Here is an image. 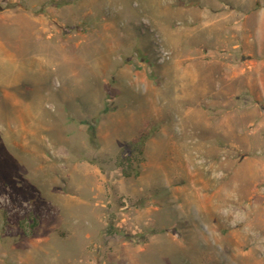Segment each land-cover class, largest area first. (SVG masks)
Returning a JSON list of instances; mask_svg holds the SVG:
<instances>
[{
    "label": "rangeland",
    "instance_id": "374dc122",
    "mask_svg": "<svg viewBox=\"0 0 264 264\" xmlns=\"http://www.w3.org/2000/svg\"><path fill=\"white\" fill-rule=\"evenodd\" d=\"M261 5L0 0V264H264Z\"/></svg>",
    "mask_w": 264,
    "mask_h": 264
},
{
    "label": "crops",
    "instance_id": "0c3cea01",
    "mask_svg": "<svg viewBox=\"0 0 264 264\" xmlns=\"http://www.w3.org/2000/svg\"><path fill=\"white\" fill-rule=\"evenodd\" d=\"M246 17H247V15L244 16V18H246ZM255 19H256V23H255V27L253 28L252 33H250L248 31V28L246 26L245 27L242 26V28L240 30L241 32H239L240 37L242 39V43H240V45H239V43L238 44L235 43L233 45L234 47L243 46V48H244V54L243 55L250 57L248 59L247 65H246V67H248V69L251 65L254 66L255 63L259 64L260 67H262L264 64V61H263L264 60V5H261L260 7L256 8ZM256 56H259V57H256ZM232 67L234 69V72H236V66H234L232 64ZM243 72H244V70H243ZM225 77L226 76L224 75V72H223V74L221 75L222 84L220 83L221 86L218 88V90L220 89V90H223L225 92H228L226 89V84L224 82V80H226ZM231 96L222 95L220 97H222V98L229 97L230 98Z\"/></svg>",
    "mask_w": 264,
    "mask_h": 264
},
{
    "label": "trees",
    "instance_id": "16d2710c",
    "mask_svg": "<svg viewBox=\"0 0 264 264\" xmlns=\"http://www.w3.org/2000/svg\"><path fill=\"white\" fill-rule=\"evenodd\" d=\"M145 136L144 132H141L138 138L124 143L116 153L115 162L120 168L122 177L136 176L139 174L140 164L143 160V141ZM111 230L112 228H109L107 231Z\"/></svg>",
    "mask_w": 264,
    "mask_h": 264
}]
</instances>
